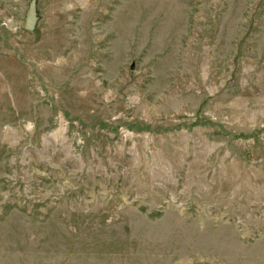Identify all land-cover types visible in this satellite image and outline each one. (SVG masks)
I'll use <instances>...</instances> for the list:
<instances>
[{"label": "rangeland", "instance_id": "obj_1", "mask_svg": "<svg viewBox=\"0 0 264 264\" xmlns=\"http://www.w3.org/2000/svg\"><path fill=\"white\" fill-rule=\"evenodd\" d=\"M0 0V264H264V0Z\"/></svg>", "mask_w": 264, "mask_h": 264}, {"label": "water", "instance_id": "obj_2", "mask_svg": "<svg viewBox=\"0 0 264 264\" xmlns=\"http://www.w3.org/2000/svg\"><path fill=\"white\" fill-rule=\"evenodd\" d=\"M38 17H37V9H36V0H32L30 3L29 9L26 13L25 20V29L27 31H33L37 25Z\"/></svg>", "mask_w": 264, "mask_h": 264}]
</instances>
